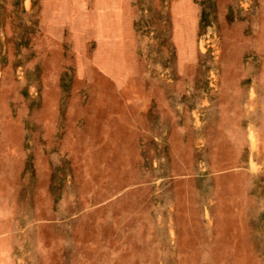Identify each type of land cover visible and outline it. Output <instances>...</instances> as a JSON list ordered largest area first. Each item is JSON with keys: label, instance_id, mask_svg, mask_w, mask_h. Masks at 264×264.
Returning <instances> with one entry per match:
<instances>
[{"label": "rangeland", "instance_id": "rangeland-1", "mask_svg": "<svg viewBox=\"0 0 264 264\" xmlns=\"http://www.w3.org/2000/svg\"><path fill=\"white\" fill-rule=\"evenodd\" d=\"M125 5L0 0V264H264V0Z\"/></svg>", "mask_w": 264, "mask_h": 264}, {"label": "crops", "instance_id": "crops-1", "mask_svg": "<svg viewBox=\"0 0 264 264\" xmlns=\"http://www.w3.org/2000/svg\"><path fill=\"white\" fill-rule=\"evenodd\" d=\"M47 1H54V2H58V1H77V2H90V3H102V2H119L121 3V8H122V11H123V8H124V5L126 6V9H127V3L129 0H47ZM124 3V5H123ZM114 7V10H117L116 8V5H112V8ZM118 7V6H117Z\"/></svg>", "mask_w": 264, "mask_h": 264}]
</instances>
